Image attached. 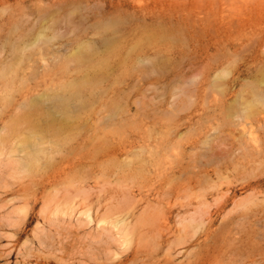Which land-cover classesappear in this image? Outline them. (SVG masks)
<instances>
[{"label": "rangeland", "instance_id": "rangeland-1", "mask_svg": "<svg viewBox=\"0 0 264 264\" xmlns=\"http://www.w3.org/2000/svg\"><path fill=\"white\" fill-rule=\"evenodd\" d=\"M91 256L264 264V0H0V264Z\"/></svg>", "mask_w": 264, "mask_h": 264}, {"label": "bare ground", "instance_id": "bare-ground-1", "mask_svg": "<svg viewBox=\"0 0 264 264\" xmlns=\"http://www.w3.org/2000/svg\"><path fill=\"white\" fill-rule=\"evenodd\" d=\"M86 256H87V254H86ZM89 256H90V255H88L87 258H88ZM81 257H82V256H81ZM87 258H86V259H87ZM96 259H97L96 257H92V256H91V257H90V260H89V261H90L89 264H96V263L94 262V260H96ZM87 260H88V259H87ZM80 263L83 264L82 261H81ZM54 264H55V263H54ZM84 264H85V263H84ZM86 264H87V263H86Z\"/></svg>", "mask_w": 264, "mask_h": 264}]
</instances>
